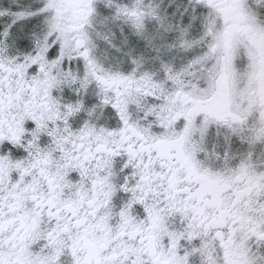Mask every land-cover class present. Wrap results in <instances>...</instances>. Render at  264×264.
Returning <instances> with one entry per match:
<instances>
[{
    "label": "snow or ice",
    "instance_id": "6c2138e0",
    "mask_svg": "<svg viewBox=\"0 0 264 264\" xmlns=\"http://www.w3.org/2000/svg\"><path fill=\"white\" fill-rule=\"evenodd\" d=\"M0 264H264V0H0Z\"/></svg>",
    "mask_w": 264,
    "mask_h": 264
}]
</instances>
